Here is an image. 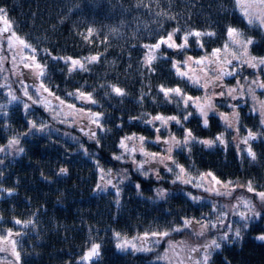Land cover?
Returning <instances> with one entry per match:
<instances>
[{
  "label": "trees",
  "instance_id": "obj_1",
  "mask_svg": "<svg viewBox=\"0 0 264 264\" xmlns=\"http://www.w3.org/2000/svg\"><path fill=\"white\" fill-rule=\"evenodd\" d=\"M0 8L7 13L11 31L30 44L37 52L38 61L46 65V75L42 79L55 94L51 96L53 100L60 104L55 99L59 97L64 101L63 106L74 105L72 109L87 115L102 113L100 123L103 125V130L95 127L94 139L86 131L81 134L82 127L79 134L71 128L63 129L60 124L53 125L46 108L41 102L33 104L24 96L23 85L16 84L14 77L9 84L22 103H9L11 98L0 93V105L4 106L0 109V148L4 149L0 152V160L3 161L0 164L3 172L0 188L16 191L10 198L3 195L0 201V232L6 234L7 230H12V238L17 241V251L20 252L19 264H85L81 257L93 243L101 246L100 255L90 264H166L162 263V257H156L165 245L152 248L150 252H133L131 248L122 251L116 245L126 238L137 247H148L149 240L162 238L149 235L146 244L134 238L143 237L145 233L169 231L173 239L182 242L181 247L197 248L208 242L196 239L190 245L184 234L188 228L172 231L175 227H182V218L216 222L220 210L227 213L224 226L232 223L229 207L232 203V206L237 204L238 197L194 191L188 187L192 186L190 183H173L178 169L170 162L173 172H168L163 164H146L145 169H158L160 178L154 172L145 178L136 170V164L129 155L121 161L113 157L123 153L119 147L120 140L133 133L155 141L156 131L152 127H159L161 138H166V131L163 132L157 122H143L157 114L179 117L183 127L176 123L172 127H180L183 135L185 128L190 129L199 140H211L225 132L215 113L209 116L208 127H204L198 118L184 121L183 116L187 112L195 116V108L191 104L188 108H184L182 102L178 104L179 97H174L172 102L166 101L159 88L161 85L179 87L188 96L197 97L198 88L177 75L173 61L183 62L189 56L211 54L213 49L223 48L229 42L226 32L229 26L241 29L246 37H252L256 43L250 48L251 54L264 57V29L248 25L235 0H0ZM89 28H94L95 33L85 39ZM176 28L180 29L175 37L178 44L182 42L183 34L190 30L212 31L216 35L201 37L203 48L197 44L196 37H190L189 47L182 51L162 46L160 53L164 58L157 59L152 64L154 70H149L144 64L148 51L144 45L155 44ZM91 56H98L99 60L87 64L88 71L71 73L64 60L53 59L72 57L83 61ZM254 71L244 81L264 79L259 76L264 70ZM246 75L249 74L240 73L238 79ZM244 81L241 84L255 86ZM112 85L124 89L127 95H115ZM77 90L91 93L96 103L69 95L77 93ZM33 92L36 97L31 96L37 100L40 96ZM254 95L260 100L264 98L259 91H254ZM243 98V106L238 105L242 113L239 119L241 123L249 120L243 129L255 132L259 127L258 118L250 109L254 107V98L251 97L250 102L247 93ZM24 103L32 106L27 113ZM29 121L35 122L38 128L46 127L43 131L32 129ZM69 132L78 133V144L69 140ZM13 138L20 140L19 145L9 146ZM263 138H259V144L253 150L257 156L255 161L247 156L245 145L232 151L225 145L216 144L209 148L196 142L190 145V155L183 149L173 150L172 156L179 155L175 160L189 173L186 178H200L201 173L211 171L220 180H231L236 185H246L251 180L253 187L260 192L264 191ZM160 144L168 147L163 142H146L145 147L162 155L165 148L159 147ZM20 147L25 152L22 155L18 154ZM135 160L139 162L144 157L137 152ZM60 168H67V175H57ZM100 168L112 170L111 179L120 189L119 196L115 188H109L110 185L106 191L97 189L98 184L103 185L109 179H100ZM124 176L129 179L120 183ZM137 183L141 185L139 190ZM242 188L254 205L264 208V203L254 193ZM157 189L166 190V198L160 199L156 195ZM188 194L201 200L194 202ZM24 214L31 216L28 221L34 223L25 227L22 222ZM16 220L22 223L16 224ZM224 226L218 224L210 240L226 231ZM17 232L20 235H15ZM262 232L264 218L243 232L245 238L243 235L240 245L239 242L234 246H230L232 242L224 244L213 254L212 264H264V243L255 239ZM116 233H120V238ZM13 258L10 251L6 255L1 252L3 261L0 264H14Z\"/></svg>",
  "mask_w": 264,
  "mask_h": 264
},
{
  "label": "snow or ice",
  "instance_id": "obj_2",
  "mask_svg": "<svg viewBox=\"0 0 264 264\" xmlns=\"http://www.w3.org/2000/svg\"><path fill=\"white\" fill-rule=\"evenodd\" d=\"M235 3L239 7L241 14L246 19L248 25H255L261 29H264V0H235ZM0 21H2L4 24V27L0 28V34L9 32L11 29V24L7 18V13L4 8H0ZM178 32H180L179 28L173 29L171 32L167 33L166 36H162L155 44L144 45V47L148 50L145 56L144 64L146 67L149 68V70H154L152 69V64L157 59L164 58L163 54L160 53V49L162 46L166 48L174 49L176 51H182L183 49L189 47V38L196 37L197 44L199 45V47L203 48L204 45L201 42L200 38L203 36L211 37L216 35V33L212 31L202 32V31L190 30L185 34H183V36L181 37L182 42L178 44L176 43V39H175L176 34ZM226 32L229 42L225 43L223 48L213 49L211 53V58L205 56L200 59H194L193 57L189 56L183 62L173 61V67L176 69L177 75H179L181 78L187 79L193 85L207 90L209 88L222 87L219 81L222 80L223 77L236 76L237 72L241 70L244 66H247L252 69L264 70V57H257L255 55H252L250 52L251 46H253L256 43V41L252 37H246L243 31L236 27L229 26L226 29ZM94 33H95V29L89 28L87 30V35L85 36V39H89ZM17 42L21 50L26 48H31L30 44H28L24 39L17 36L16 33L13 31L11 32V36L8 38V45L10 48L16 47ZM89 42L91 41L89 40ZM232 46L235 47L233 48ZM32 51L35 52V49H32ZM229 56H231V59L228 58ZM13 59L15 61V58ZM53 59L64 60L65 64L69 65L68 70L71 73L77 70L88 71L87 64L98 62L99 57L98 56L85 57L83 61L80 59H74L72 57H60V58L53 57ZM234 60L237 61V64L235 66H233ZM0 63H2V61H0ZM20 64H22L24 68L29 69L38 79L46 75V65L41 64L39 61H37L35 55L26 58L21 57ZM181 64H183L185 71H181ZM208 65L215 66L213 70L216 71V77L215 79L208 77L202 83L200 75L195 72V69L199 68L200 71L203 72L204 75L207 77ZM229 66H231V70H229ZM2 70L3 69L0 68V71ZM19 74L23 75L22 73ZM21 83H23V81H21ZM250 84L255 85L260 89H264V81H260L259 79L251 80ZM237 86L238 87L227 89V92L221 90L219 93H216L215 95L219 97L228 96L232 100H238L243 97L244 90H243V85L240 84L239 80L237 81ZM0 87H5V85H0ZM111 89L112 92L117 96L123 97L127 95L124 89L117 87L115 85H112ZM238 89H239V95L236 94L238 92ZM41 91L48 93L49 96L55 95L48 87L44 85L42 80L39 88L36 89L37 93H40ZM159 91L163 93L165 100L168 102H172V99L174 97H179L180 100L177 103L179 104L182 102L184 108H188L189 105L191 104L193 107L196 108L197 113L202 118L203 126L208 127L209 113L216 112V105L211 95H206L205 97H192L184 93L183 90L179 87L168 88L165 87L164 85L160 86ZM248 91L252 93L253 98H255L254 89L249 87ZM8 95L11 97L9 103L12 102L22 103V101H20V98L17 97L13 92L9 91ZM23 95L26 96L29 100H31L33 104L42 102L45 108H48L50 105V101L47 100L38 101L33 99V97L28 92L27 85H24ZM69 95H75L77 96L78 99L87 100L88 102L93 104L96 103V101L92 98L91 93L85 94L77 90V93H69ZM55 99L59 100L61 105L64 104V101L60 100L59 97H55ZM3 107H4L3 105H0V109H2ZM23 107L25 112L27 113V110L30 107V105L24 103ZM68 107L74 108V105L70 104L68 105ZM231 107L233 108L231 117L225 113H219V116L225 124L226 131L228 129L234 128L233 121H235V124L237 125V127H235V130L238 131L239 112L236 111L238 105H231ZM253 110L259 111L261 115V124L264 125V101L260 102L259 109L254 108ZM4 115H7V113L5 112ZM88 115L91 119V122L95 124L98 128H101V130H103V125L100 123L102 113H89ZM192 115H193L192 112L185 113L183 116V120L187 121ZM157 121L160 122L161 127H165V128H167L170 122H175L177 125L183 127V122L179 117L177 116L166 117L162 114H157L156 116L144 120L143 122L147 124H154ZM29 123L31 124L32 129H37L38 131H43L44 127H46L42 125L38 128L35 122L29 121ZM155 131L159 133L160 128L156 127ZM184 132L185 134L182 140L177 139L174 134L171 135L168 139H164L163 141H161L160 136H157L155 141H148L145 136L142 135L137 136L135 133H133L132 135L125 136L120 140L119 143V147L123 149L124 152L121 155H115L113 159L121 161L124 160V155L128 154L132 158V162L136 164V170L141 172V174L145 178L149 176L150 172H154L157 178H160L159 170L151 169V168L145 169L146 164H154V163L163 164L168 172H173L174 169L172 166H174L175 169H178V171L174 173L176 179L172 181L173 183H176L177 181L186 184L193 183V180L191 178H186L189 176V173L187 172L185 167L179 164L172 156L173 150L175 148L183 147V148H187L188 151H191L190 145L193 142L201 143L209 148L215 146L216 144L225 145L226 147L227 141L225 139L224 133L217 135L214 139L211 140H199L193 135L190 129L185 128ZM25 135H27V133ZM95 136H96L95 132H92L90 138L94 139ZM257 139H258L257 133L248 130L247 135L240 141V143L246 146L244 151H246L247 156L252 161H255L257 159V156L256 153L253 151L250 142ZM137 142H138V146H136ZM146 142H153V143L163 142L164 144L168 145V147L166 148L167 155H161L160 153L148 151L145 147ZM19 143L20 140L18 138H13L9 141V146L19 145ZM97 143H99L98 140ZM3 151L4 149L0 148V152ZM18 151L20 153H23L24 149L20 147ZM137 152H139L144 157V160L139 162L135 160V154ZM169 162L172 166H169ZM2 163L3 161L0 160V164ZM100 172L102 173V175L100 176V179L102 181L105 180V177H109V179H107L106 183L103 185L98 184L97 189L100 191H106L107 187L111 185L113 188L116 189V194L117 196H119L120 189L117 184H113L111 179L112 170L111 169L105 170L103 168H100ZM67 173H68L67 168H60L57 175H67ZM2 175L3 172L0 171V176ZM124 179H129V177L124 176L120 180V183H123ZM205 181H207L210 184L209 187H205ZM193 186L197 188H201L203 191L209 192L210 194H214L217 196H231L232 192L236 190L237 186H242L245 187L248 192L254 193L261 203H264V191H260V192L256 191V189L253 187L251 180H249L246 185H236L231 180L228 181L220 180L219 178L216 177V175L213 172L209 171L207 173H201L200 182L195 183ZM140 187L141 185L137 183L136 184L137 190H139ZM13 192L14 190L12 189L0 188V194L7 193L8 196H12ZM156 195L160 199H164L166 198L168 193L164 189H157ZM188 195L194 202H199L201 200L200 197L191 196V194ZM237 199L238 202L233 206L234 209H239L241 206H243V208L246 209V211L234 212V214L239 217L238 226L235 229H233L231 224L224 226L223 221L224 218L227 216V213L225 212H217L216 222H213L211 220L204 222L203 220H196L195 218H182L183 221L182 227H175L172 229V231L179 232L182 230V228H190L193 224H198L200 226V231L197 233V235L203 236L206 231L210 229H216L218 227V224L220 226L226 227V231H224L218 237L211 239L210 242L200 247L192 249V251L194 252L202 251L203 253L199 259L195 260V264H212L213 254L218 250H221L224 244L242 240L243 239L242 233L244 231H247L252 223L260 220L261 218H264V214L256 210L255 205L252 203L250 199H245L243 197ZM117 203H119V201H117ZM213 210L216 211V208L214 207ZM15 223L21 224L22 222L20 220H16ZM33 223L34 221L30 220L25 222L24 226L27 227L28 224H33ZM13 235L14 234L11 229L7 230V233L5 235H0V252L10 251L11 256L15 258L16 264H19L20 252L17 251V241L12 238ZM15 235H20V233L17 232L15 233ZM149 235L152 237L164 238V237H168L170 235V232L161 231V232H152L150 234L145 233L143 237H136L134 239L146 241ZM116 236L117 238H120V233H116ZM255 239L261 243H264V232L258 234L255 237ZM158 242L159 240H157V243ZM100 247L101 246L99 244H95V243L91 245V248L81 257V259L85 262V264H90L93 258L99 257ZM116 247L122 251H127L129 248H131L133 252H150L153 250L152 248L146 246L137 247L136 243H134L133 241H129L126 238L122 242L117 243Z\"/></svg>",
  "mask_w": 264,
  "mask_h": 264
},
{
  "label": "rangeland",
  "instance_id": "obj_3",
  "mask_svg": "<svg viewBox=\"0 0 264 264\" xmlns=\"http://www.w3.org/2000/svg\"><path fill=\"white\" fill-rule=\"evenodd\" d=\"M0 23H3V22L0 21ZM11 30L12 29H10V34L7 37L1 36V34H0V56H1L0 61H2V63H0V68L3 69L2 71H0V85H5V87H0V93H1V96L2 95H6L9 99L11 98L8 95L9 91H11V92H13L15 94L14 88L12 87L11 84H9L10 80L13 77L15 78L14 80L17 81L16 84L19 83L20 85H23L22 86L23 91H24V85H27L29 87L28 88V92H29L30 95L34 94L33 90L36 91V89L39 88L41 80L44 81L42 78L38 79L29 69L24 68L23 65L20 64L21 57H25L26 58V57H30L32 55H35L36 59L38 61V58H37V55H36L37 52H36V50H35V52L32 51V49H34L32 46H31V48H26V49H22L21 50L20 46L18 45V42H17V46L16 47L10 48L9 45H8V38L11 36V32H13ZM16 35L19 36L17 33H16ZM232 47L234 48L235 46H232ZM205 56H208L209 58H211V54H206V53H203L200 56H192V57L194 59H200V58L205 57ZM13 58H15V61H14ZM228 58L231 59V56H229ZM189 63H191V62H189ZM236 64H237V61L234 60L233 61V66H235ZM214 67L215 66H212V65H208L207 66V77L204 75L203 72L200 71L199 68L195 69V72L200 75L202 83L208 77H211L212 79H215L216 71L213 70ZM243 69L248 70V73L250 75L254 74V72H255L254 69L249 68L247 66H244ZM229 70H231V66H229ZM181 71H185V68L183 66H181ZM240 72L241 71L239 70L237 72V75L234 76V77L233 76H225V77H223V79L219 81V83L222 85V87L209 88V89L206 90L204 88L196 86L198 88V90H199L198 91L199 94H198L197 97H205L206 95H211L213 97V100H214V103L216 105V108H218L217 111L215 112V114H216V116H218V119H219V121H221V123L224 126V128H225V124L221 120V118L219 116V113H225V114H228L231 117V114L233 112V108L231 107V105H239L240 104L242 106L243 103H244V98L242 97V98H240L238 100H232L228 96L219 97V96H217L215 94L219 93L221 90L227 92V89H229V88L238 87L237 86V81L238 80H239V82L241 84L242 81H244L245 77L250 76V75H246L242 79H238V77H239L238 74ZM19 73H22L23 75H20ZM190 74H191V72H190ZM261 75L264 77V71H262L259 76H261ZM16 78H20V80H17ZM14 80H13V82H14ZM21 81H23V83H21ZM229 81H231L232 84H230ZM249 81H251V80L248 79L247 81H244V82H245V84H248ZM262 81H264V79ZM188 82H190V81H188ZM241 85H243V84H241ZM193 86H195V85H193ZM251 87H253L254 91L262 92V96H264V89H260V88H258L256 86H251ZM248 88H249V86L243 85V90H244V95L243 96L245 97V95L247 93V98L251 102L252 101L251 97H253V95H252V93H250L248 91ZM5 92H8V93L4 94ZM35 94L37 95V93H35ZM38 94L40 96L37 99L38 101H44V100L50 101V105H49L48 108H46V110H47V113H48V115L50 117L51 122H53V125L54 124H56V125L60 124L63 129L71 128L70 130H72L74 132H78V133H79V131H81L80 129L82 127L81 134H83L82 132H85V131L90 133V134L92 132H95L96 125L91 122V119H90L89 115L82 113L81 110L78 111V110H74L72 108H69L68 104L64 105L65 106L64 107L63 105H61V104L57 103L55 100H53V98L51 96H49L48 93H45V92L41 91ZM236 94L239 95V89H238V92ZM34 97H36V96H34ZM261 101H264V98L260 100V99H257V97H255L254 100H253V103H252L254 107H250L251 111H253V114L256 115L257 118H258L259 127H258L257 131H255L254 133H257L259 138H262L264 136V125L261 124V115H260L259 111H254L253 109L254 108L255 109H259ZM39 103L40 102H38V104ZM41 104L44 106V104L42 102H41ZM29 105H30V108H31L32 106H31L30 103H29ZM257 105H259V106H257ZM58 108L59 109L62 108L61 109L62 111L59 112ZM239 108H242V107L239 106ZM225 110H227V112H225ZM236 111L239 112V109L237 108ZM195 112H196L195 116L192 115L187 121H189L190 119L194 120L195 118H198L199 121L203 123L202 118L197 113L196 108H195ZM213 114L214 113L210 112L209 116L213 115ZM241 115H242V113L239 112V116H241ZM209 116H208V122H210ZM241 122L242 121H240V119H239V124H238V129L239 130L238 131L235 130V127H237V125L235 124V121H233V124H234V128L233 129H228L226 131V128H225L224 136H225V139L227 141V146H226L227 149L232 148V151L240 150L243 147V145H244V144L240 143V141L247 135L248 130L252 131V129H247L246 131L243 129L244 127L248 126V124L250 123L249 120H246L245 123H241ZM157 123L160 126V122L157 121ZM174 123L175 122H170L169 125L167 126V128H165V127L161 128L163 130V132L166 131V133H167V137L164 138V139H168L173 134L176 136L177 139H180V140L183 139L184 135L180 131L181 128L178 127L177 125L175 126V128L172 127V124H174ZM49 126H52V125L49 124ZM152 128L155 131V127H152ZM78 133H76V134H72L70 132L68 133V134H71V135H68L69 140L72 143H74V144H78L79 143V137L77 135ZM157 136H160V138H161L160 131H159V133L156 132V137ZM164 139L161 138V141H163ZM51 140H55V139L51 138ZM261 144H264V138H263ZM159 147L165 148V145H161L160 144ZM183 149H185V151H186L185 154L186 153L189 154V151H188L187 148L181 147V148H175L174 150L182 151ZM123 152H124V150H123ZM161 153H162V155H163V153L166 154V148L163 149ZM18 154L22 155L19 151H18ZM117 155H120V154L117 153ZM125 155H128V154H125ZM175 159H179V155H177L175 157ZM146 169H149V167H147ZM191 179L193 180V183H190L189 185L193 186L195 183H199L200 182V178H198V177L193 176ZM192 186H188V187H190L194 191L205 192V191H202L201 188H197V187H194V186L192 187ZM209 186H210V184L207 181H205V187H209ZM240 187L241 186H237L236 190L234 192H232L231 196H233L234 198L236 196L238 198L243 197L245 199H250L249 194L248 193H244L245 190H243V188L242 187L240 188ZM109 188L113 189L111 185L109 186ZM239 194H242V195L239 196ZM236 201H238V199ZM232 205H233V203H232ZM232 205L229 207V210H230L229 211V216L232 217L231 225H232V227H234L233 229H235L238 226L239 219L237 218V215L234 214V212L235 211H246V209H244L243 206H241L239 209H233L234 207ZM255 207H256V210H258L260 212L264 211V208L258 207L256 205H255ZM218 212H221V211L219 210ZM22 218H23L22 222L25 223L32 217L29 216L28 214H24ZM211 221L214 222L215 220H211ZM204 222H207V221H204ZM216 229H210V230L206 231L203 236H199V235H197V233L200 231V226L196 225V224H193L190 228H188V231H186L184 234L188 237L189 243L191 245L192 242L196 241V239H204L206 242H209L210 241V236L215 233ZM221 234L222 233H218L216 237H218ZM0 235H5V234L0 232ZM242 235H244V233H242ZM171 236L172 235H169L168 237H164L162 239H159L158 243H157L158 239L157 240H149V242L151 241V243L148 244L149 245L148 247H150V248L156 249L160 245H165V249L161 253L156 255V257H159V258L162 257V263L165 262L166 264H195V260L199 259L202 256V254H203L202 251L201 252H194V251H192V249H194V248L193 247L190 248V246H182L181 247L180 245L182 244V242L181 241L180 242L176 241ZM244 238H245V235H244ZM242 241H243V239L239 240L237 242H232V244H230V243H228V244H230V246H234V245H236L239 242L238 245H240L242 243ZM142 243L146 244V241H142ZM7 253H9V252H4L5 255ZM12 260H13V263L15 264V262H16L15 259L13 258ZM2 261H3V259H0V263ZM7 264H11V262H7Z\"/></svg>",
  "mask_w": 264,
  "mask_h": 264
},
{
  "label": "flooded vegetation",
  "instance_id": "obj_4",
  "mask_svg": "<svg viewBox=\"0 0 264 264\" xmlns=\"http://www.w3.org/2000/svg\"><path fill=\"white\" fill-rule=\"evenodd\" d=\"M0 58H1V56H0ZM240 71H241V73H243V72H244V69L242 68ZM261 94H262V92H261ZM258 144H259V139L252 141V142H251L252 149L255 150V146L258 145ZM245 147H246V146H245ZM244 149H245V148H244ZM233 209H234V208H233ZM261 213H263V212H261Z\"/></svg>",
  "mask_w": 264,
  "mask_h": 264
},
{
  "label": "water",
  "instance_id": "obj_5",
  "mask_svg": "<svg viewBox=\"0 0 264 264\" xmlns=\"http://www.w3.org/2000/svg\"><path fill=\"white\" fill-rule=\"evenodd\" d=\"M2 27H4V24L3 23H0V28H2ZM9 34H10V31L9 32H6V33H2L1 36L7 37ZM15 194H16V192L14 191L13 192V195H15ZM8 197H10V196H8ZM0 201H1V197H0ZM94 261H95V258H93V260L91 262H94Z\"/></svg>",
  "mask_w": 264,
  "mask_h": 264
}]
</instances>
